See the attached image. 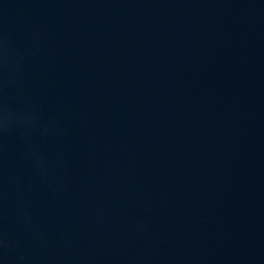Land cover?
<instances>
[{
	"label": "water",
	"instance_id": "obj_1",
	"mask_svg": "<svg viewBox=\"0 0 264 264\" xmlns=\"http://www.w3.org/2000/svg\"><path fill=\"white\" fill-rule=\"evenodd\" d=\"M0 264H264V0H0Z\"/></svg>",
	"mask_w": 264,
	"mask_h": 264
}]
</instances>
